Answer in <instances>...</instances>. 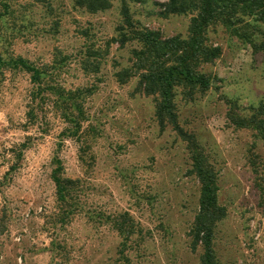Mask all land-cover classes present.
I'll return each instance as SVG.
<instances>
[{
	"label": "rangeland",
	"instance_id": "374dc122",
	"mask_svg": "<svg viewBox=\"0 0 264 264\" xmlns=\"http://www.w3.org/2000/svg\"><path fill=\"white\" fill-rule=\"evenodd\" d=\"M166 4L112 0L109 11L93 15L76 0H0L5 61H29L46 71L45 84L55 89L92 91L81 101L87 121L79 141L65 136L70 126L54 96L38 95L33 104L30 75L3 71L0 264H202L204 251L194 249L192 235L201 191L191 173V147L171 125L162 129L157 99L143 92L138 77L119 81L134 72L133 52L141 49L134 40L122 43L124 34L132 35L126 12L138 29L163 39L188 38L193 16L166 15ZM253 25L239 36L222 25L211 27L207 45L220 48L222 56L200 68L211 79L210 90L192 98L176 91L179 125L219 176L226 216L215 230L218 264H264V203L255 174L256 168L264 176V140L229 119L231 113L250 118L264 105V24ZM250 35L253 43L244 40ZM22 144L28 149L19 162ZM56 155L65 177L81 180L82 211L68 224L52 180ZM124 214L139 230L126 249L105 222Z\"/></svg>",
	"mask_w": 264,
	"mask_h": 264
},
{
	"label": "trees",
	"instance_id": "16d2710c",
	"mask_svg": "<svg viewBox=\"0 0 264 264\" xmlns=\"http://www.w3.org/2000/svg\"><path fill=\"white\" fill-rule=\"evenodd\" d=\"M38 4H46L47 0H35ZM4 5V4H3ZM76 5L90 14H99L112 8V0H76ZM6 7V5H5ZM166 15L186 16L192 15L187 39L173 37L163 39L158 32L135 27L128 12L125 18L130 28L131 36L123 35L122 43L137 41L141 49L133 52L135 60L134 72L127 71L119 75V81L125 83L126 79L138 77L143 92L149 97L157 99V118L165 129L171 125L173 129L187 142L192 152V175L200 183L199 213L193 228L194 249L198 246L204 251L202 264H218L214 250L215 230L217 225L225 218L226 212L219 205L218 172L207 157L204 149L198 144L194 136L186 133L179 125L176 108V91L183 89L189 98L197 92L206 93L211 88V79L200 72L203 65L213 64L222 56L220 48L207 45V34L211 27L222 25L234 36L241 35L243 30H251L256 26L253 23L264 24V0H167ZM2 17V16H1ZM244 40L253 43L252 37L244 36ZM256 47V45H254ZM16 69L30 75L36 97L54 96L61 104L62 117L70 129L66 132L67 138L80 139L84 131L87 118L81 101L91 94V90L65 91L55 89L45 84L46 71L34 66L29 61L18 58L10 62L0 55V81L3 71ZM60 106V107H61ZM30 121H35V108L29 111ZM229 119L239 129L253 130L264 140V105L256 109L250 118L241 117L231 113ZM19 162L23 152L28 149L27 144L19 146ZM81 161L88 165L81 156ZM52 180L56 188L57 202L60 213L63 215V224L71 222L77 213L82 211L81 206V180H72L65 177L64 165L58 155L54 158ZM14 170V168H12ZM257 175L256 187L260 192L261 202L264 203V176ZM105 222L123 238L126 249L128 243L139 230L129 214L119 217L107 216Z\"/></svg>",
	"mask_w": 264,
	"mask_h": 264
}]
</instances>
